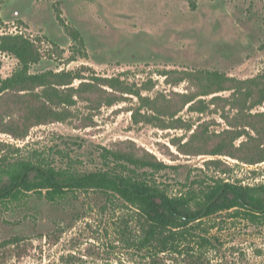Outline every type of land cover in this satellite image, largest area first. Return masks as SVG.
Segmentation results:
<instances>
[{
	"label": "rangeland",
	"instance_id": "374dc122",
	"mask_svg": "<svg viewBox=\"0 0 264 264\" xmlns=\"http://www.w3.org/2000/svg\"><path fill=\"white\" fill-rule=\"evenodd\" d=\"M16 34L40 49L32 72H76L84 78L70 86L87 82L93 91L74 95L69 119L34 126L25 138L2 131L19 116L3 98L0 142L12 147L0 154L39 149L59 164L63 150L77 168L94 170L104 167L103 147L122 149L164 162L153 176L171 195L218 177L264 182V162H246L264 101L251 105L237 90L264 71V0H0V37ZM0 57L6 78L19 62ZM218 144L225 154L214 153ZM118 206L88 191L55 204L35 198L25 213L4 210L0 238L24 240L0 264H188L185 254L127 249L115 233ZM204 225L210 264H264V223L222 212Z\"/></svg>",
	"mask_w": 264,
	"mask_h": 264
},
{
	"label": "trees",
	"instance_id": "16d2710c",
	"mask_svg": "<svg viewBox=\"0 0 264 264\" xmlns=\"http://www.w3.org/2000/svg\"><path fill=\"white\" fill-rule=\"evenodd\" d=\"M78 34L73 35L78 38ZM0 51L14 55L19 62L10 76L3 78L0 74V101L12 98L19 111V116H10L4 122L2 131L16 138L27 137L34 126L69 119L71 107L77 103L74 95L82 99L83 89L93 91V85L87 82L77 88L70 86L75 79L84 78L76 72H32V66L41 61L42 54L35 42L24 35H2ZM237 90L241 97L251 99V105L261 104L264 71L239 81ZM252 117H258L261 128H255L258 136L249 134L246 145L251 154L246 162L255 164L264 162V112ZM218 145L214 153L225 154L222 145ZM4 146L12 147L0 142V151ZM12 149L0 154V212L25 213L35 198L55 204L80 192L99 191L112 203L116 199L120 201L118 208L122 213L114 221L115 233L127 249L151 255L185 254L189 257L188 264L211 263L203 251L213 245L205 219L229 212L232 218L264 223V182L251 185L218 177L187 193L171 195L154 179V172L167 166L155 158L103 147L104 167L81 170L63 150L56 152L61 154L58 159L63 160L58 164L56 156L49 157L39 149L28 154H20L18 147ZM139 168L151 171L141 172ZM23 240L20 236L0 238V255L10 245Z\"/></svg>",
	"mask_w": 264,
	"mask_h": 264
}]
</instances>
